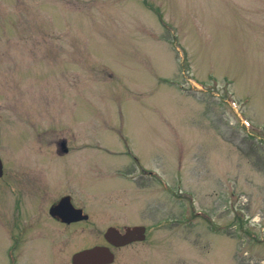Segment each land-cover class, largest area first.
<instances>
[{
	"label": "rangeland",
	"instance_id": "rangeland-1",
	"mask_svg": "<svg viewBox=\"0 0 264 264\" xmlns=\"http://www.w3.org/2000/svg\"><path fill=\"white\" fill-rule=\"evenodd\" d=\"M27 122L68 140L51 200L71 189L90 220L66 226L42 210L27 223L32 206H16L7 177L0 264H73L109 227L140 225L147 238L113 249L112 264H264V0H0L12 172L41 162Z\"/></svg>",
	"mask_w": 264,
	"mask_h": 264
},
{
	"label": "flooded vegetation",
	"instance_id": "flooded-vegetation-1",
	"mask_svg": "<svg viewBox=\"0 0 264 264\" xmlns=\"http://www.w3.org/2000/svg\"><path fill=\"white\" fill-rule=\"evenodd\" d=\"M7 103L8 101H6L4 104ZM8 106L11 107V105ZM17 113H20V111H17ZM29 123L30 122H27V124ZM29 125L33 129H38L37 133H33L32 136L31 150L33 151V153H35V155H33L34 158H31L30 160L41 162L36 167H33L32 161L27 162L28 160H24L18 162L15 165L16 168H13L14 172H12V170H8L3 159V155L5 153L4 147H0V149L3 151V153L0 154V157L4 164L2 174L0 175V182L4 181L7 177L11 179L10 183L16 191L17 195L15 200L16 206L20 208L22 207L21 209L23 210L24 214H28L26 213L27 211L29 212L28 216L24 215V217H27V219H31V221L27 223H39V214L40 212H42V210H44L45 212H47L49 218L54 222H58L66 226L74 224L77 225V227H82L84 222L90 220V217L84 216L83 212L87 213V209L76 202V200L74 199V195L70 194V192L72 193L71 189L64 191L56 199L51 200V195L53 194L51 184L52 181L50 179L49 173L52 168L51 163L56 158L64 159L65 157H68L70 156V154H72V152L70 151L68 140L61 139L58 143L56 142L55 133L57 131V127L55 125H49L45 127H40L39 123H33L32 125ZM22 127L23 125L21 127L19 126L15 130L17 131L19 128L22 129ZM55 144L58 148V152L56 150L55 153L49 154V150L48 153H45L44 150L41 149L45 146L49 147ZM7 155L12 158H16L13 153H7ZM17 155H20V159H29L32 154H30L25 149H21L20 153ZM128 160L130 163L132 161V163L136 162L134 159ZM24 162L27 163L23 164ZM71 203H73L75 209L72 208ZM27 206H32V209L26 211L25 208H27ZM20 227H26V224H23ZM120 230V232H122L123 228H120ZM30 236L31 235H29L27 232H21L20 234L17 233V237H19L20 241L33 239V237L29 238ZM115 237H117V239H115ZM131 237L134 239L136 238V240H139L138 238H140L139 235ZM136 240H134V242H138ZM123 242L124 237L122 236V234L117 233V235H115V231H112L111 237H109L108 233H105L104 243H101L99 245L111 247L112 251L113 249L115 250V248L124 246L125 244H123ZM110 253V250L106 249V251H104V256L98 261L101 262V264H112L115 260V253H113L112 257ZM109 260H112L111 263H109Z\"/></svg>",
	"mask_w": 264,
	"mask_h": 264
},
{
	"label": "water",
	"instance_id": "water-1",
	"mask_svg": "<svg viewBox=\"0 0 264 264\" xmlns=\"http://www.w3.org/2000/svg\"><path fill=\"white\" fill-rule=\"evenodd\" d=\"M1 163H0V173H1ZM110 235H112V231H115V235H117L118 230L110 229ZM145 228L144 227H128L126 228V234L122 235L124 237V243L131 241L133 238L131 236L135 235H144ZM144 236H141L139 239H143ZM117 239V237H115ZM104 251L106 248L104 247H95L93 249L84 250L82 252L77 253L74 256L75 264H101L98 260L104 256Z\"/></svg>",
	"mask_w": 264,
	"mask_h": 264
}]
</instances>
